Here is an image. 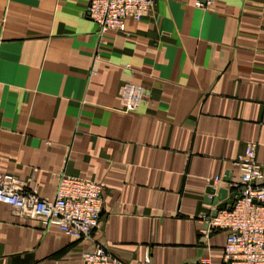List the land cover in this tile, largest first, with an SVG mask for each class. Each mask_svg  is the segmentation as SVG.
Segmentation results:
<instances>
[{
  "label": "crops",
  "instance_id": "0c3cea01",
  "mask_svg": "<svg viewBox=\"0 0 264 264\" xmlns=\"http://www.w3.org/2000/svg\"><path fill=\"white\" fill-rule=\"evenodd\" d=\"M154 1L101 36L89 0H0V172L51 200L65 172L104 200L88 241L0 203V264H80L97 246L126 264H225L227 234L203 237V217L250 143L264 174V0ZM125 85L146 93L131 114Z\"/></svg>",
  "mask_w": 264,
  "mask_h": 264
},
{
  "label": "built area",
  "instance_id": "2783aa9c",
  "mask_svg": "<svg viewBox=\"0 0 264 264\" xmlns=\"http://www.w3.org/2000/svg\"><path fill=\"white\" fill-rule=\"evenodd\" d=\"M215 0H197L195 6L210 8ZM154 0H89L85 16L98 25L103 36L109 31L125 33L129 20L141 22L154 12ZM98 60V57L95 58ZM95 73V72H93ZM123 112H136L145 90L125 85L121 91ZM257 144L250 143L235 161L239 194L231 211L213 216L204 215L205 229L201 234L209 237L215 232L227 234L224 247L225 264H264V174L256 159ZM220 176L207 178L208 186H217ZM233 193V194H234ZM208 199L214 197L207 194ZM0 203L11 206L21 214L40 219L48 229L56 224L62 232L78 241L92 240L100 228L104 208L103 187L91 180L59 174L56 197L42 198L35 188L26 189L23 181L0 172ZM80 264H126L113 256L104 246L82 254ZM140 264H152L149 256Z\"/></svg>",
  "mask_w": 264,
  "mask_h": 264
},
{
  "label": "water",
  "instance_id": "95a60500",
  "mask_svg": "<svg viewBox=\"0 0 264 264\" xmlns=\"http://www.w3.org/2000/svg\"><path fill=\"white\" fill-rule=\"evenodd\" d=\"M208 194L214 197L213 199H208L209 205L216 208L213 216H216L221 211H231L236 199L239 198L238 193L227 196V193H225V191H219L217 193L215 189H209ZM227 198H229V201L225 202Z\"/></svg>",
  "mask_w": 264,
  "mask_h": 264
}]
</instances>
